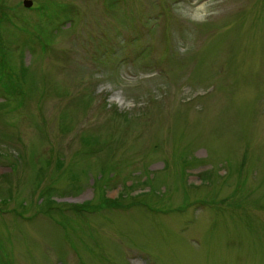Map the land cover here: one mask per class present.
I'll use <instances>...</instances> for the list:
<instances>
[{
	"label": "rangeland",
	"instance_id": "374dc122",
	"mask_svg": "<svg viewBox=\"0 0 264 264\" xmlns=\"http://www.w3.org/2000/svg\"><path fill=\"white\" fill-rule=\"evenodd\" d=\"M31 2L0 0V264H264V0Z\"/></svg>",
	"mask_w": 264,
	"mask_h": 264
},
{
	"label": "water",
	"instance_id": "95a60500",
	"mask_svg": "<svg viewBox=\"0 0 264 264\" xmlns=\"http://www.w3.org/2000/svg\"><path fill=\"white\" fill-rule=\"evenodd\" d=\"M23 3L27 6L30 4V1L29 0H24Z\"/></svg>",
	"mask_w": 264,
	"mask_h": 264
}]
</instances>
